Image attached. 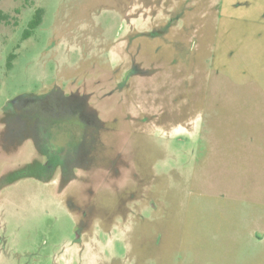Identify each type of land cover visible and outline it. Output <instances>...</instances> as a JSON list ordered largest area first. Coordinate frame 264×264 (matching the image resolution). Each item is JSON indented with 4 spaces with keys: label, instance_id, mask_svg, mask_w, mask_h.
Instances as JSON below:
<instances>
[{
    "label": "rangeland",
    "instance_id": "374dc122",
    "mask_svg": "<svg viewBox=\"0 0 264 264\" xmlns=\"http://www.w3.org/2000/svg\"><path fill=\"white\" fill-rule=\"evenodd\" d=\"M129 30L159 31L138 40L155 64L138 57L141 75L107 100L135 119L121 133L130 171L98 155L67 164L87 133L75 109L40 128L36 148L0 151V174L13 169L0 264H264V0H0V128L22 109L46 114L91 59L108 69L86 77L105 71L110 88L136 48Z\"/></svg>",
    "mask_w": 264,
    "mask_h": 264
},
{
    "label": "flooded vegetation",
    "instance_id": "af4514ba",
    "mask_svg": "<svg viewBox=\"0 0 264 264\" xmlns=\"http://www.w3.org/2000/svg\"><path fill=\"white\" fill-rule=\"evenodd\" d=\"M178 16L182 17V13H177ZM179 17V18H180ZM175 18H171L168 21V25L171 24L172 20ZM178 19V18H177ZM161 31V29H160ZM155 33H159L158 30L152 31V32H135V30H129L125 34L122 33L121 36L128 38L127 42L128 45H133L135 40L136 48H125L126 54L130 55V61L127 62L128 66L126 68H123L119 66L123 63V61H117L115 65V68L111 69L114 73H111V79L114 78L113 75H117L121 72V76L113 82H111V87H108L109 77H106L105 74L107 73L103 70V73H99L101 76H96L94 79L92 77L89 78L86 77L88 74V69H92V66L99 65L101 68L108 69V63H103V65L98 60L91 59V63L85 67H83L84 71L82 72L85 76L78 77L75 75L72 77V79L67 81L66 88H61L59 90L58 95L60 102H55V104H52L51 107H49V111L46 114H43L42 110L38 111H25V109H22L17 112L15 116H12L10 114H6L10 118H17V121H19V124L17 126L11 122L7 121L6 128H8V131H11L10 135H8L2 128L0 130V144L2 148L6 151V153H14L16 150L12 149L14 146L20 147V144L22 143L24 145L25 142L30 141L32 149L37 147L38 144V138L37 134L39 133L40 128L44 127H54L58 126L61 127L60 123H65L63 118H67V112L71 111L72 109H75L78 114L74 113V116L72 117H80L81 121L85 123V128L87 130V133L85 137L83 138L84 141V150L81 153L80 156L72 155V153H68L66 157L67 164H86L90 165L91 163H94L96 160V156L100 157L102 161L105 163H113L114 165H122L124 163L125 159H128L130 161L129 157H126L125 155V147L122 143L121 139V133H123V126L124 123H128V127L130 130V125L132 118V115L130 113H125L123 109L120 107L121 103L118 102L114 104V106L111 109H107V100L108 98H115V94H120V92H123L124 89L129 87L128 80L130 77L141 75L140 71V60L136 61V59L140 56L143 57L146 62L155 64V56L152 58L150 55V52H147L146 54L141 53L139 44V39L141 36H152L155 35ZM124 40V39H123ZM124 50V51H125ZM124 53V52H123ZM123 53H121V56L123 58ZM149 59V60H148ZM82 67V66H80ZM79 67V68H80ZM78 69V67H76ZM122 70V71H121ZM134 98V93L133 97ZM59 101V100H58ZM125 113V114H124ZM103 115V116H102ZM135 120V119H134ZM132 118V122L134 121ZM48 132L45 128V133ZM110 132H116L118 133L119 137L117 141H110L109 136ZM7 137H6V136ZM67 135V134H63ZM11 141H10V137ZM67 137V136H66ZM70 135L68 136V138ZM9 139L10 144L6 145V141L3 139ZM56 140L58 137H55ZM121 139V140H120ZM61 140V139H59ZM19 142V144H18ZM65 141H60L55 146L59 149H66L68 146L65 143ZM100 148V149H99ZM115 149L113 155L110 156V150ZM124 150V151H123ZM36 152V151H35ZM100 154V156H99ZM35 156V154H34ZM33 157V159H35ZM32 159V160H33ZM73 162V163H72ZM116 171L120 170V166L116 167ZM109 174V173H108ZM111 175V174H110ZM113 176V175H112Z\"/></svg>",
    "mask_w": 264,
    "mask_h": 264
},
{
    "label": "trees",
    "instance_id": "16d2710c",
    "mask_svg": "<svg viewBox=\"0 0 264 264\" xmlns=\"http://www.w3.org/2000/svg\"><path fill=\"white\" fill-rule=\"evenodd\" d=\"M42 15H43V9L42 8H37L34 13L32 14L30 20L28 21L27 23V28L23 30L22 34H21V39H26L28 38L31 33L33 32V30L39 25V23L41 22V19H42ZM1 130V128H0ZM0 151L2 153H6L5 150H2L0 148ZM116 150L115 149H111L109 152H110V156L114 154ZM100 156V154H99ZM100 159V157H99ZM101 160V159H100ZM100 161H97V163L99 164ZM111 164V163H110ZM91 166V165H90ZM107 166V163H105L104 161L101 160V163H100V167L101 168H105ZM130 162L128 161V159H125L124 160V163L122 165H120V170L119 171H130ZM116 167V166H115ZM84 171H86V169L83 168ZM15 171V169H14ZM10 172H13V169L11 168H8L6 170H4L1 174H0V186H3V180H4V176L7 174V173H10ZM132 173V172H130ZM132 175V174H131ZM82 176V175H81ZM80 176V177H81ZM130 177V175H128V178ZM113 178H115V176H113ZM118 179V178H116ZM124 179V178H123ZM72 180V178L68 179L67 177H65V179H60V180H57V183L60 187H62V189H64L67 185L70 184V181ZM74 180V179H73ZM61 182V183H60ZM72 183V182H71ZM66 185V186H65ZM61 189V190H62ZM1 190V188H0ZM65 190V189H64Z\"/></svg>",
    "mask_w": 264,
    "mask_h": 264
}]
</instances>
